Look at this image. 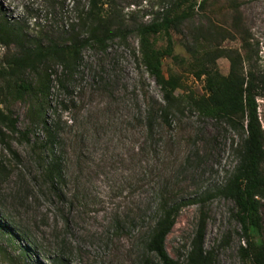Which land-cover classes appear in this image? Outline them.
Returning <instances> with one entry per match:
<instances>
[{"label":"rangeland","instance_id":"rangeland-1","mask_svg":"<svg viewBox=\"0 0 264 264\" xmlns=\"http://www.w3.org/2000/svg\"><path fill=\"white\" fill-rule=\"evenodd\" d=\"M177 1L101 0L105 14L114 9L122 17L126 36L108 40L104 49L84 47L71 73L57 61L47 63L49 93L39 102L56 134L53 154L34 112L35 96L9 97L2 104L16 118V132L0 125V246L18 264H160L145 242L162 208L176 203L186 204L166 237L172 258L185 261L203 219V245L212 264H242L234 203L217 192L235 164L240 134L199 115L184 98L189 91L202 94L206 85L192 70L190 49L199 56L215 46L243 54L248 40L247 53L264 74V0H206L202 7L198 0L195 11L169 31L173 53L182 60L165 57L162 69L166 78L178 77L171 87L184 98L165 114L162 91L138 60L135 30L161 21ZM88 5L89 0H0V16L44 39L71 25L87 38L88 26L82 27L75 7L86 11ZM207 29L211 34L205 36ZM166 39L158 33L156 47ZM14 49L0 44V63ZM215 63L228 73L227 57ZM25 76L37 79L30 72ZM257 104L264 129V97ZM53 155L63 177L52 186L43 169ZM261 214L264 241V199Z\"/></svg>","mask_w":264,"mask_h":264},{"label":"trees","instance_id":"trees-1","mask_svg":"<svg viewBox=\"0 0 264 264\" xmlns=\"http://www.w3.org/2000/svg\"><path fill=\"white\" fill-rule=\"evenodd\" d=\"M205 1L200 2L198 7H202ZM185 2L187 3L185 8L179 10ZM197 2L198 0H178L166 11L161 21L153 20L148 24H140L135 30L139 38L138 60L160 87L166 102L160 109L165 114L172 104L184 98L175 96L171 87L180 83L178 77L172 75L166 78L162 69L165 57L182 60L173 53L169 31L195 11ZM101 4V0H89L86 11L75 7L82 27L88 26L87 38H80V33H74L75 26L71 25L68 28L70 31L62 30L55 39L47 37L45 40L42 34L37 36L29 34L20 22L9 21L0 16V44L7 48L10 46L15 48L14 51L8 50L0 63V125L16 132V118L2 107L9 97L21 99L27 95L35 96L37 101L33 105L36 110L34 112L47 131L45 147L50 148L52 154L56 134L43 119L42 103L39 102L40 96L44 99L49 93L51 79L47 72L49 69L47 63L57 61L63 65L65 71L71 73L78 64L84 47L96 45L104 49L108 40L115 36L125 37L129 32L125 25L123 29L122 17L114 9L105 14ZM52 5H55L54 1ZM206 31L205 36L211 34L209 29ZM158 33L166 34L167 37L166 45L161 48L156 47L154 40ZM196 36H199V33ZM201 37L204 38L203 35ZM248 47V40H244L242 48L246 53L241 54L237 49L223 50L215 46L214 51H207L204 56H199L197 50L190 49L194 55L192 70L195 71L196 78L205 77L206 85L202 94L189 91L184 99L187 106L197 111L199 115L224 121L240 134L241 141L235 150V164L217 192L234 203L232 214L241 225L242 232L243 243L238 247L241 263L264 264V241L261 239L264 129L257 104V97H264V74L256 71L252 57L247 53ZM223 55L230 63L226 75L218 71L215 63L216 59ZM27 72L36 75L35 82L26 79ZM59 82L64 86L61 80ZM2 168L0 162V171ZM43 170L45 180L52 186L62 180L63 170L54 155L47 169ZM185 204L176 203L162 208L160 217L147 236L145 249L147 253L154 254L160 264H212V255L205 251L203 245L205 235L203 219L200 220L185 261L180 262L167 252L166 237ZM0 257L2 264H18L1 246ZM145 264H149L148 259Z\"/></svg>","mask_w":264,"mask_h":264}]
</instances>
